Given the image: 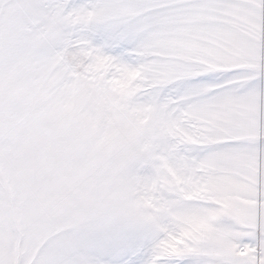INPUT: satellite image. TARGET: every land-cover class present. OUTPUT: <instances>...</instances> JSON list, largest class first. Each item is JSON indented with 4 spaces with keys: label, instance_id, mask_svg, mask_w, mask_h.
I'll return each instance as SVG.
<instances>
[{
    "label": "snow or ice",
    "instance_id": "snow-or-ice-1",
    "mask_svg": "<svg viewBox=\"0 0 264 264\" xmlns=\"http://www.w3.org/2000/svg\"><path fill=\"white\" fill-rule=\"evenodd\" d=\"M29 94L115 155L75 264H264V0H14Z\"/></svg>",
    "mask_w": 264,
    "mask_h": 264
},
{
    "label": "rangeland",
    "instance_id": "rangeland-1",
    "mask_svg": "<svg viewBox=\"0 0 264 264\" xmlns=\"http://www.w3.org/2000/svg\"><path fill=\"white\" fill-rule=\"evenodd\" d=\"M0 38V264H75L71 242L118 211L115 155L53 127Z\"/></svg>",
    "mask_w": 264,
    "mask_h": 264
},
{
    "label": "crops",
    "instance_id": "crops-1",
    "mask_svg": "<svg viewBox=\"0 0 264 264\" xmlns=\"http://www.w3.org/2000/svg\"><path fill=\"white\" fill-rule=\"evenodd\" d=\"M20 17L21 10L15 6L14 0H0V35L7 33L9 35L8 39L10 41L9 46H11V50L22 51L20 58H11V61H8L6 63L12 66L23 65L25 66L26 73L28 71V65L30 64V58L32 56V53H29V50L33 52L34 43L26 34L24 24ZM24 44L25 48L23 47ZM23 48L25 51H28L24 52ZM14 71V75L18 73V70ZM9 75H12V73Z\"/></svg>",
    "mask_w": 264,
    "mask_h": 264
}]
</instances>
